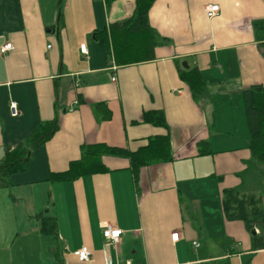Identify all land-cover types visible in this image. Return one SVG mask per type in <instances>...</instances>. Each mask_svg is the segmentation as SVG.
Wrapping results in <instances>:
<instances>
[{"label": "crops", "instance_id": "obj_1", "mask_svg": "<svg viewBox=\"0 0 264 264\" xmlns=\"http://www.w3.org/2000/svg\"><path fill=\"white\" fill-rule=\"evenodd\" d=\"M59 2L0 1V161L41 122H59L27 169L0 181V264H264V250L254 251L244 223L227 221L222 207L223 191L241 185L252 161L243 92L264 85L255 29L264 0H156L155 59L123 67L109 63L94 33L131 18L136 0H63L62 27ZM208 4L218 16L208 18ZM6 43L14 50L3 55ZM184 63L198 69L208 97L193 98ZM152 111L170 128L171 162L135 177L127 158L105 156L108 172L54 179L85 145L136 151L166 135L144 122ZM40 216L56 219L57 236L41 231ZM106 225L123 231L118 244L104 239ZM81 247L89 262L74 256Z\"/></svg>", "mask_w": 264, "mask_h": 264}, {"label": "trees", "instance_id": "obj_2", "mask_svg": "<svg viewBox=\"0 0 264 264\" xmlns=\"http://www.w3.org/2000/svg\"><path fill=\"white\" fill-rule=\"evenodd\" d=\"M1 1V0H0ZM62 1L58 8V26L62 27ZM115 0H105L110 6ZM156 0H136L133 16L125 21L113 23L108 29L95 32L94 39L108 51L109 63L117 67L146 63L155 59L158 46L155 31L149 23V12ZM257 32L264 40V20L255 23ZM111 65V66H112ZM181 78L189 87L195 100L208 97V86L196 68L181 69ZM247 122L250 131L249 148L252 161L242 175L241 185L223 191L222 207L227 221H241L251 233L254 251L264 250V85H253L243 92ZM108 114V113H107ZM146 123L167 130L164 136L148 139V144L136 151L110 147L105 144L85 145L81 158L71 162L67 171L56 174L54 179L74 181L86 175L108 172L103 163L105 156L125 157L138 176L140 170L154 163H168L173 160L170 128L163 112H146ZM58 119L41 122L14 150L0 161V181L8 184L12 175L27 169L33 150L43 146L57 132ZM204 145H202L204 152ZM41 231L57 236V222L54 217L40 216ZM259 233L253 235L252 231ZM203 264H229L227 260Z\"/></svg>", "mask_w": 264, "mask_h": 264}, {"label": "built area", "instance_id": "obj_3", "mask_svg": "<svg viewBox=\"0 0 264 264\" xmlns=\"http://www.w3.org/2000/svg\"><path fill=\"white\" fill-rule=\"evenodd\" d=\"M205 12L208 16V18H214L219 15L220 13V7L216 4H208L205 7ZM14 50V46L12 43H6L5 45L2 46L1 48V53L3 55H6L8 52H11ZM80 52L82 54H87V47L85 44L80 46ZM113 81H115V78H113ZM10 111L11 115L13 117L18 116L19 110L18 106L15 102L10 103ZM256 232H258L256 230ZM123 235V231L120 229L113 228L111 225H106L103 227V237L107 241L108 244H118L121 240V237ZM172 240L174 242L179 240V234L174 233L172 235ZM193 245L195 247H198V243L194 242ZM74 256L77 257V259L80 262H89L92 259V252L89 250L87 247H81L77 250H74L73 252Z\"/></svg>", "mask_w": 264, "mask_h": 264}, {"label": "water", "instance_id": "obj_4", "mask_svg": "<svg viewBox=\"0 0 264 264\" xmlns=\"http://www.w3.org/2000/svg\"><path fill=\"white\" fill-rule=\"evenodd\" d=\"M183 67H184L185 69H189V67H188V65H187L186 63L183 64ZM256 233H257L256 230H253V231H252V234H253V235H255Z\"/></svg>", "mask_w": 264, "mask_h": 264}, {"label": "rangeland", "instance_id": "obj_5", "mask_svg": "<svg viewBox=\"0 0 264 264\" xmlns=\"http://www.w3.org/2000/svg\"><path fill=\"white\" fill-rule=\"evenodd\" d=\"M220 249H221V248H220ZM235 262L237 263V261H236V260H233V262H232V263H233V264H236ZM237 264H238V263H237Z\"/></svg>", "mask_w": 264, "mask_h": 264}]
</instances>
